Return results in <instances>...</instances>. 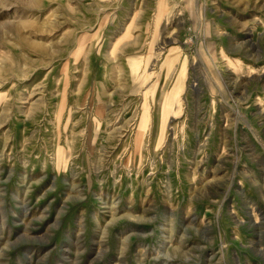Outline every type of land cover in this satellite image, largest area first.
I'll use <instances>...</instances> for the list:
<instances>
[{
	"label": "rangeland",
	"instance_id": "374dc122",
	"mask_svg": "<svg viewBox=\"0 0 264 264\" xmlns=\"http://www.w3.org/2000/svg\"><path fill=\"white\" fill-rule=\"evenodd\" d=\"M0 264H264V0H0Z\"/></svg>",
	"mask_w": 264,
	"mask_h": 264
},
{
	"label": "bare ground",
	"instance_id": "6f19581e",
	"mask_svg": "<svg viewBox=\"0 0 264 264\" xmlns=\"http://www.w3.org/2000/svg\"><path fill=\"white\" fill-rule=\"evenodd\" d=\"M160 8V7H159Z\"/></svg>",
	"mask_w": 264,
	"mask_h": 264
}]
</instances>
